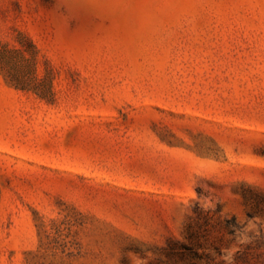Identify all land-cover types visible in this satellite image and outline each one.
I'll use <instances>...</instances> for the list:
<instances>
[{
    "label": "rangeland",
    "instance_id": "rangeland-1",
    "mask_svg": "<svg viewBox=\"0 0 264 264\" xmlns=\"http://www.w3.org/2000/svg\"><path fill=\"white\" fill-rule=\"evenodd\" d=\"M0 264H264V0H0Z\"/></svg>",
    "mask_w": 264,
    "mask_h": 264
},
{
    "label": "trees",
    "instance_id": "trees-1",
    "mask_svg": "<svg viewBox=\"0 0 264 264\" xmlns=\"http://www.w3.org/2000/svg\"><path fill=\"white\" fill-rule=\"evenodd\" d=\"M186 237L189 238V239H192L193 238V232H192V230L187 229ZM185 248H187V247H185ZM187 249H189V248H187Z\"/></svg>",
    "mask_w": 264,
    "mask_h": 264
}]
</instances>
